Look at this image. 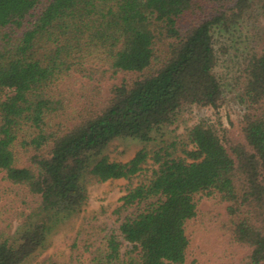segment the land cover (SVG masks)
I'll return each instance as SVG.
<instances>
[{
  "label": "trees",
  "instance_id": "1",
  "mask_svg": "<svg viewBox=\"0 0 264 264\" xmlns=\"http://www.w3.org/2000/svg\"><path fill=\"white\" fill-rule=\"evenodd\" d=\"M210 1L248 7V0ZM258 5L264 12V0ZM197 9L198 0H0V172L36 203L0 240V264H22L44 249L50 231L85 203L86 179L129 180L145 164L149 175L116 211L143 208L102 238L90 264H184L199 194L227 204L223 228L248 249L241 264H264V49L248 51L242 63L241 140L199 121L186 132L192 147L184 156L166 147L140 148L124 162L103 154L115 138L148 141L184 109L220 107L223 50L212 29L224 13L197 21ZM158 45V66L112 85L104 107L65 125L68 78L141 73ZM123 242L129 248L121 252Z\"/></svg>",
  "mask_w": 264,
  "mask_h": 264
},
{
  "label": "rangeland",
  "instance_id": "2",
  "mask_svg": "<svg viewBox=\"0 0 264 264\" xmlns=\"http://www.w3.org/2000/svg\"><path fill=\"white\" fill-rule=\"evenodd\" d=\"M260 1L248 0V7L239 11L231 4L222 6L210 0H198L200 9H197V21L224 13L223 22L212 29L216 51L223 50V53L218 52L216 65L222 90V102L217 110L189 107L180 111L173 123L152 131L148 141L115 138L106 146L103 154L110 160L124 162L140 148L151 151L166 147L175 156H184L183 151L192 147L186 139V132L199 121L224 129L232 141L241 140L245 110V104L239 99L243 87L242 63L248 51L264 49V12L258 5ZM163 51L164 46L158 45L156 58L141 73L118 72L113 76L105 73L102 77L74 74L68 78L62 95V119L65 125L72 126L104 107L112 85L128 82L152 71L160 63ZM149 167V164H145L144 170L129 180L96 182L86 179L87 198L80 211L58 223L48 234L45 248L22 264H90L102 238L107 233H116L124 217L132 216L143 208L144 204L140 203L116 211L119 198L129 187L149 175ZM35 204V198L24 187L12 184L0 172V240L13 236L20 229ZM226 207L227 204L217 195H197L196 216L186 224L190 240L184 264H241L248 249L231 242L223 228L227 219ZM127 248L129 245L123 242L121 252Z\"/></svg>",
  "mask_w": 264,
  "mask_h": 264
}]
</instances>
